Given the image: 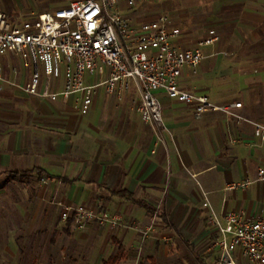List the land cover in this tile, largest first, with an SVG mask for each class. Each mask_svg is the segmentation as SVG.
Listing matches in <instances>:
<instances>
[{
	"label": "crops",
	"instance_id": "crops-1",
	"mask_svg": "<svg viewBox=\"0 0 264 264\" xmlns=\"http://www.w3.org/2000/svg\"><path fill=\"white\" fill-rule=\"evenodd\" d=\"M70 1L0 0V10L25 17L66 7ZM119 9L136 22L168 16L170 24L181 29L176 43L184 48L218 36L214 46L204 48L206 57L196 69H184L182 85L219 106L241 102L232 110L246 120L222 111L196 117L191 106L159 91L165 128L155 130L136 111L133 92L119 101L104 88L83 116L77 95L52 101L28 94L23 87L31 78L30 68L20 58L3 57L4 182L41 186L39 195L52 209L44 214L56 217L52 244L55 234L58 240H64L63 235L74 239L78 231L68 227L55 203L93 208V202L102 199L107 215L127 224L99 229V237L107 240L110 234L112 249L89 243L75 248L58 240L45 248L37 241L22 264L65 263L77 250L82 251L80 262L72 264H93L96 252L104 264L119 245L124 254L118 264H216L220 250L213 246L216 234L207 217L215 213L223 220L230 212L264 216V180H257L264 167V141L255 135L253 124L264 125V0H135L132 6L122 0ZM61 88L59 80L54 90ZM26 171H33L30 178L7 180L8 172ZM249 178L255 181L247 188H229ZM42 180L49 181L47 188ZM145 235L155 238L142 245ZM4 251L14 260L20 248L11 245Z\"/></svg>",
	"mask_w": 264,
	"mask_h": 264
},
{
	"label": "built area",
	"instance_id": "built-area-1",
	"mask_svg": "<svg viewBox=\"0 0 264 264\" xmlns=\"http://www.w3.org/2000/svg\"><path fill=\"white\" fill-rule=\"evenodd\" d=\"M121 1L71 0L66 7L25 17H10L0 10V57L20 58L30 68L31 78L23 87L28 94L52 101L77 95L83 116L89 114L97 91L104 88L119 101L133 92L136 111L155 130L165 128L159 91L191 106L196 117L222 111L238 121L246 120L232 110L241 102L219 106L182 85L184 69H196L206 57L204 48L214 46L218 36L181 47L176 41L182 31L170 24L168 16L136 22L121 13ZM125 1L129 6L135 3ZM3 67L0 60V72ZM59 80L62 88L55 91ZM253 124L255 135L264 141V125ZM257 180H264V167L259 168ZM254 181L245 179L229 188H247ZM72 215L76 227L92 217L115 226L120 222L118 216L103 217L84 205L66 207L62 219ZM208 224L216 234L213 246L220 250L216 264H239V259L264 264V216L248 218L243 212H230L222 220L212 213Z\"/></svg>",
	"mask_w": 264,
	"mask_h": 264
},
{
	"label": "rangeland",
	"instance_id": "rangeland-1",
	"mask_svg": "<svg viewBox=\"0 0 264 264\" xmlns=\"http://www.w3.org/2000/svg\"><path fill=\"white\" fill-rule=\"evenodd\" d=\"M0 60H5L0 57ZM16 65L21 67L18 63V60H13ZM255 73V72H254ZM62 78V77H61ZM60 78V79H61ZM5 175L0 176V264H22V259L26 257L29 253L30 246L34 242L39 243V247L43 246L47 248L50 244H52V231L53 228L56 227L54 225L56 221L51 218V216H46L44 214L46 211L50 210L49 203L44 197H41L39 192L41 191V186H37V184L33 183H5ZM44 188L49 186L48 180H42L41 183ZM3 186V187H2ZM53 202V200H51ZM58 205L60 211V217L62 218V213L66 209V207L76 208L77 204L73 205H63L61 203H55ZM99 204L101 206L99 207ZM209 207V204H207ZM55 206V205H54ZM95 210L98 215L103 216L107 214V208L105 207V203L102 199H96L93 202V208H89ZM52 210V209H51ZM50 210V211H51ZM210 213V211H209ZM110 214H108L109 216ZM112 215V214H111ZM110 215V216H111ZM115 215V214H114ZM208 220V217L207 219ZM59 223V221H57ZM58 223L56 224L57 226ZM123 225H126L122 219L119 222ZM106 225H112L109 221H102L97 218H89L85 220L81 227H74V231H77L76 237L74 239H70L67 236L63 235L64 240H58L57 234H55L57 240L61 242L63 246L69 244L73 245L75 248L78 246H82L84 244L89 243L91 246L99 248L101 245H108L110 249L114 248L112 242L110 241V234L108 235V239H105V236L102 237L97 236L99 229L105 227ZM143 228L145 226H142ZM142 232V231H141ZM152 232V230L150 231ZM161 231L157 233L155 230L156 236L161 237ZM61 233H59L60 235ZM144 235V234H143ZM149 236V235H148ZM145 235L144 239L140 240L142 245H145L149 239L155 237H148ZM101 238V239H100ZM153 240V239H151ZM54 242L52 245H55ZM160 240H158V243ZM11 245L20 248V253L18 259H14L5 253V249ZM99 245V247H98ZM33 247V246H32ZM4 252H3V251ZM40 251V250H39ZM37 251V253L39 252ZM78 252L69 254L67 256L70 257V260L65 263L59 264H72L74 262H80L81 259V250H77ZM110 251H106L108 254ZM60 254V253H59ZM97 252L95 256L91 258V262L93 264H100V260L102 257L97 256ZM105 254V253H104ZM71 255V256H70ZM21 256V257H20ZM192 261V260H191ZM242 264H250L247 261L242 260Z\"/></svg>",
	"mask_w": 264,
	"mask_h": 264
},
{
	"label": "trees",
	"instance_id": "trees-1",
	"mask_svg": "<svg viewBox=\"0 0 264 264\" xmlns=\"http://www.w3.org/2000/svg\"><path fill=\"white\" fill-rule=\"evenodd\" d=\"M33 171H26V172H8L7 174V180L9 181H21L26 178H30V175L32 174ZM124 197H128L131 199V195L128 194L127 192L124 193ZM139 204H143L146 208H149V205H146L145 203L137 200H133ZM75 217L74 215L70 216L66 220V224L68 227H71L74 224ZM123 254H124V249L121 245H119V250L116 255L113 257L109 258L107 261L104 262V264H118L121 259H123Z\"/></svg>",
	"mask_w": 264,
	"mask_h": 264
}]
</instances>
